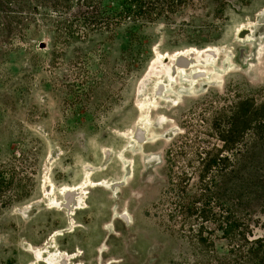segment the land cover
<instances>
[{
	"label": "rangeland",
	"instance_id": "1",
	"mask_svg": "<svg viewBox=\"0 0 264 264\" xmlns=\"http://www.w3.org/2000/svg\"><path fill=\"white\" fill-rule=\"evenodd\" d=\"M129 31L73 45L57 65H48L41 35L31 38L37 48L20 44L17 63L0 58V162L18 158L20 196L0 217V264L206 263L187 228L159 219L164 160L185 143L221 150L238 98H264V0H190L138 38ZM187 51L197 66L158 78L159 61L171 67ZM75 190L72 209L66 196ZM250 210L251 239L264 238V192ZM208 230L215 258L224 256L221 233Z\"/></svg>",
	"mask_w": 264,
	"mask_h": 264
},
{
	"label": "trees",
	"instance_id": "2",
	"mask_svg": "<svg viewBox=\"0 0 264 264\" xmlns=\"http://www.w3.org/2000/svg\"><path fill=\"white\" fill-rule=\"evenodd\" d=\"M189 2L0 0V42L3 43L0 58L17 63L20 53L25 51L20 44L33 48L31 44L37 40L31 38L41 35L48 41V65H57L73 45L87 43L97 35L115 38L123 28H129L128 33L138 38L137 34L147 26L161 20L171 21ZM75 59L72 65L78 69L82 57ZM3 72L8 70L3 68ZM74 79L81 81L83 77L77 73ZM234 110L231 132H223L219 138L224 144L221 150H200L185 143L169 151L164 160L167 186L157 203V211L168 230L178 225L188 229V239L203 251L200 255L205 258V264H210V260L217 264H264V238L251 239L249 220L253 198L264 192V98L260 94L240 97ZM230 143L234 144L230 150L233 154L228 150ZM18 161L14 156L8 165L0 162V217L20 199L16 194L17 172L12 165ZM180 161L184 166H178ZM194 162L198 168L192 166ZM208 224L215 225L227 243L226 254L220 259L214 256Z\"/></svg>",
	"mask_w": 264,
	"mask_h": 264
},
{
	"label": "bare ground",
	"instance_id": "3",
	"mask_svg": "<svg viewBox=\"0 0 264 264\" xmlns=\"http://www.w3.org/2000/svg\"><path fill=\"white\" fill-rule=\"evenodd\" d=\"M203 55H207L208 56V61H210V57L211 56H214V51H212V49H208L205 51V53ZM203 57V56H201ZM164 58V57H163ZM175 59L174 60V64L171 66V67H167L164 65V62L163 60L159 61V64L161 66H163L161 69H163V71L159 70L157 72L158 76L160 75V77H158L159 79H163L165 76L169 79V80H172L173 78L176 79V77L179 75V74H182V73H185L186 70L185 69H182L180 67H186V66H192L194 68V66H197L196 64H198V62L200 61H196L194 55H193V51H187V52H181V53H178L176 56H175ZM198 59V58H197ZM200 60V59H199ZM202 60V58H201ZM176 62V63H175ZM202 63V67H206V65H209V64H206L204 61L201 62ZM179 65V66H178ZM158 69V68H157ZM197 72L198 74H203L202 73V70L198 69L197 71L195 70V73L197 75ZM166 78V79H167ZM194 78H196V76H194ZM163 88L161 87L160 90H162ZM142 138H138V141H141ZM99 186H102V184L100 183ZM91 186H87L86 188L83 189V192L85 193L86 189L89 188ZM78 190H75V191H70L67 196H66V199L68 200H73L75 202V204L73 205H70V208L72 209H77V208H74L73 206H76L78 204V202L80 201L79 199V196H78ZM83 194H81L82 196ZM44 248L42 249H39V250H43ZM40 253H42V258L45 257V254L47 253V250L46 252L44 251H41ZM39 253V254H40ZM40 257V258H41ZM58 264V263H57Z\"/></svg>",
	"mask_w": 264,
	"mask_h": 264
}]
</instances>
